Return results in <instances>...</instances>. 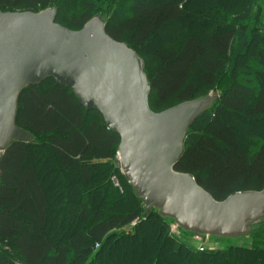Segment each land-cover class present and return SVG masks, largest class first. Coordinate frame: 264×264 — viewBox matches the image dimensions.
Wrapping results in <instances>:
<instances>
[{"label": "trees", "instance_id": "trees-1", "mask_svg": "<svg viewBox=\"0 0 264 264\" xmlns=\"http://www.w3.org/2000/svg\"><path fill=\"white\" fill-rule=\"evenodd\" d=\"M207 1L213 5L191 14L186 4L198 0H0V10L56 8V22L72 30L101 17L107 34L144 60L152 109L219 90L218 100L189 128L174 171L192 176L215 200L224 201L264 190V21L255 17L256 3L264 0ZM155 37L179 38V44L157 48L155 64L148 68L142 54ZM17 125L34 141L13 142L0 161V264H97L99 255L104 264H159L137 242L150 223L175 245V254L184 253L179 264L198 259L264 264V221L252 225L246 236L251 244L245 247L201 251L169 236L174 221L155 209L146 214L144 201L119 168V136L54 79L22 93ZM116 172L133 206L96 213L104 201L112 207L120 200V190L110 184ZM51 184L57 187L52 194ZM85 189L90 190L83 195ZM68 190L78 201L73 206ZM141 215L145 220L139 222Z\"/></svg>", "mask_w": 264, "mask_h": 264}, {"label": "water", "instance_id": "water-1", "mask_svg": "<svg viewBox=\"0 0 264 264\" xmlns=\"http://www.w3.org/2000/svg\"><path fill=\"white\" fill-rule=\"evenodd\" d=\"M57 15L56 8L0 12V161L13 142L34 141L17 125L19 100L28 87L52 78L119 136L117 164L146 214L155 209L181 230L208 238L246 237L264 221V190L217 201L192 176L174 171L189 128L218 96L153 111L138 53L112 39L101 17L72 30L57 23Z\"/></svg>", "mask_w": 264, "mask_h": 264}, {"label": "rangeland", "instance_id": "rangeland-1", "mask_svg": "<svg viewBox=\"0 0 264 264\" xmlns=\"http://www.w3.org/2000/svg\"><path fill=\"white\" fill-rule=\"evenodd\" d=\"M240 3H241V1L236 5L239 8L238 10H240ZM212 5H213L212 1L208 2L207 0H204L203 3H202L200 0H198L197 3H195V2L187 3L186 4V10L190 14L191 13H197V12H199L198 10H201L203 8H206V7L212 6ZM0 12H19L20 13V12H30V11H27V10H24V9H17V10H11V11H9V10H0ZM255 17H256V19L258 21L262 20V19L264 21V3L263 2L256 3V5H255ZM59 22H61V21H59ZM64 25H66V24H64ZM198 26H200V25H198V24L197 25L196 24L193 25L194 28H196ZM207 28H209V27H207ZM178 44H179V38L171 40V41H166L163 38L155 37L150 42V44L148 45L147 50L142 54L144 59H145V61L147 62L148 68H152V66L155 64L154 59L152 58V54L157 48H160V47L162 48L163 47L166 50H170V49L176 48L178 46ZM219 93H220L219 90H214V91H210V92H208L207 94H204V95H211L212 94L214 96H218ZM170 105H171L170 107L172 108V107H175V106H177L179 104H177L176 102H172ZM167 107H164V108H161V109L155 108L156 110L155 109H152V110L155 111V112H161V111L167 110ZM116 157L118 158V154H117ZM69 178L70 177L68 176L66 178V181L69 180ZM110 184L112 185V187L114 186L116 189L120 190V193L122 194L120 196V200L117 202V204L113 205L112 207L108 206L107 202H105V201L103 202L102 201L103 202L102 205L98 206L97 210H95L96 213L97 212L106 213V212L110 211L111 209L113 211V209L119 210V209L124 208L125 206H133L134 198H132L129 193L128 194L126 193L127 195L124 194L128 190L126 188V183L123 180H121V173H117L116 172L111 177ZM49 190H50V194L55 193L56 190H57V187L56 186L52 187V184H51L49 186ZM89 190L90 189H87V190L85 189L84 192H83V195H85L86 192H88ZM73 195L74 194L72 192H69V190H68V194H67L66 198L68 199L69 204L72 205V206L77 204V202H78V201H76L73 198ZM102 197H103L102 195H98V198L100 200H102ZM107 209H109V210L107 211ZM144 220H145V218L142 216L139 219V222L144 221ZM136 222L139 223L138 221H136ZM83 223L84 222H81L80 224H78V226L79 227L82 226ZM171 225L172 224L169 225V229H170L169 236H171V235L173 236V234H172V226ZM60 229H63V228H60ZM128 230L129 229H127V231ZM181 231H182L183 234H186L188 236H192V237H195V238H202V239H200V243L202 244V247H203L202 249H206V250H226L227 248L232 247V246L245 247V246H249L251 244V241H250V239L248 237H242V238H238V239L218 238V237H209V238H207L205 236H199V235H196V234H190L188 232H185L184 230H181ZM188 236H186V237H188ZM184 239L186 240L185 237H184ZM137 242L138 243H144L143 249L145 250L146 248H148L149 249L148 253H150V256L152 258L158 257L159 264H179L178 263V259L180 257H182V256L183 257L185 256L184 253L175 254V252H174L175 251V245L170 243V242L167 243L166 240L163 239V233L160 234L159 229L157 228V226L154 223L145 224L142 227V232L139 234ZM123 243H125V242H123ZM99 250H100V245H97V246L94 247V251H93V255H92L93 258H96L97 253L99 252ZM102 258H103V255L97 256V258L95 260L96 263L97 264H104L103 261H102ZM222 262H224V261L223 260H217L216 264H223ZM230 262H231L230 264H234L233 262H235V261L231 260ZM193 264H203V262L200 259H198ZM206 264H208V263H206Z\"/></svg>", "mask_w": 264, "mask_h": 264}, {"label": "built area", "instance_id": "built-area-1", "mask_svg": "<svg viewBox=\"0 0 264 264\" xmlns=\"http://www.w3.org/2000/svg\"><path fill=\"white\" fill-rule=\"evenodd\" d=\"M171 226H172V234L174 236H177V237L181 238V239H184V237L182 236V234L179 231L178 226L176 224H174V223ZM194 241H197V240H194ZM192 245H194V244H192ZM195 247H196L197 250H203L202 249L203 247H202L201 243L199 245H195Z\"/></svg>", "mask_w": 264, "mask_h": 264}, {"label": "crops", "instance_id": "crops-1", "mask_svg": "<svg viewBox=\"0 0 264 264\" xmlns=\"http://www.w3.org/2000/svg\"><path fill=\"white\" fill-rule=\"evenodd\" d=\"M186 238V240L188 241V242H190V243H192V244H194V246L195 245H199V243L200 242H198V241H194L191 237H185Z\"/></svg>", "mask_w": 264, "mask_h": 264}]
</instances>
